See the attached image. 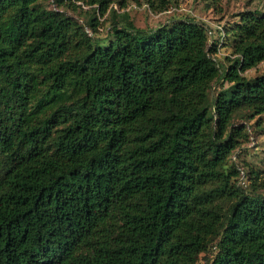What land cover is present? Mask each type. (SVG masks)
<instances>
[{
  "label": "trees",
  "instance_id": "16d2710c",
  "mask_svg": "<svg viewBox=\"0 0 264 264\" xmlns=\"http://www.w3.org/2000/svg\"><path fill=\"white\" fill-rule=\"evenodd\" d=\"M41 3L0 0V264H264V182L229 163L264 115V11L224 27V65L191 19Z\"/></svg>",
  "mask_w": 264,
  "mask_h": 264
},
{
  "label": "rangeland",
  "instance_id": "374dc122",
  "mask_svg": "<svg viewBox=\"0 0 264 264\" xmlns=\"http://www.w3.org/2000/svg\"><path fill=\"white\" fill-rule=\"evenodd\" d=\"M51 1L42 0L41 6L52 8L54 5ZM112 6L118 14L125 12L135 26L144 29L156 28L162 24L169 25L179 19H191L200 23L210 35L209 43H217V52L214 57L220 63L226 65L225 57L230 55V48L224 41L221 42L224 27L237 20L238 13L242 11H264V0H127L125 8L120 9L116 5ZM83 9H86V7H83ZM71 14L80 22L83 21L80 14ZM110 20L111 15L109 12L99 18L98 36H107L111 25ZM260 74H264V61L244 73L249 78ZM220 83H214L211 93L214 94L218 91ZM226 85L225 82L224 86ZM237 124L246 126L245 130L248 138L235 150L229 163L236 161L244 165L246 170L252 171L253 176H255L254 173H258L257 178H253L251 174L249 175L250 183L247 191H251L253 190L252 184L259 187L257 183L264 182V115L260 118L248 120L238 119ZM240 182L248 184L246 176L241 178ZM257 191L264 194L263 188H258Z\"/></svg>",
  "mask_w": 264,
  "mask_h": 264
}]
</instances>
